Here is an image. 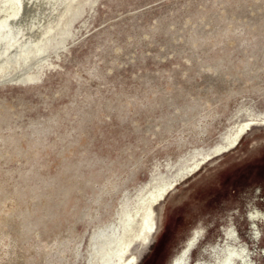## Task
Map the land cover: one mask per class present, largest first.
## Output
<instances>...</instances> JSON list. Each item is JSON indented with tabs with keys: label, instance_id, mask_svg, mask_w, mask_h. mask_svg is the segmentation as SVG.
Returning a JSON list of instances; mask_svg holds the SVG:
<instances>
[{
	"label": "rangeland",
	"instance_id": "374dc122",
	"mask_svg": "<svg viewBox=\"0 0 264 264\" xmlns=\"http://www.w3.org/2000/svg\"><path fill=\"white\" fill-rule=\"evenodd\" d=\"M56 1L0 61V264H164L200 220L246 239L264 211V0Z\"/></svg>",
	"mask_w": 264,
	"mask_h": 264
},
{
	"label": "bare ground",
	"instance_id": "6f19581e",
	"mask_svg": "<svg viewBox=\"0 0 264 264\" xmlns=\"http://www.w3.org/2000/svg\"><path fill=\"white\" fill-rule=\"evenodd\" d=\"M66 1L67 0L64 2ZM54 3L58 2L56 0L0 1V14H2V16H0V61L2 57L5 59L4 57L6 54V59L9 57L10 61H13L17 53L19 55L22 54L23 51L29 48L31 43L37 41L38 38L36 37L38 36V31L45 23V18L51 13ZM64 11L59 21L62 20L68 11L67 6ZM58 22L52 23L54 28L50 29L47 34L51 33L55 27H59L57 25ZM188 108H191V105ZM195 121L199 122L200 120ZM227 141L228 138L225 137V142L227 143ZM222 144L223 143L217 144L213 151L221 148ZM197 150L199 149L195 148L193 154L197 155L200 153V151L198 152ZM195 161L196 159L193 157L187 161V167H185V164L177 169V178L186 174L190 169V164L192 165ZM170 163L166 160L164 167L168 169L167 171H171L176 164L179 163V160L175 163ZM155 170L159 169L155 168ZM183 212L185 213V211ZM247 219V226L243 228V230H245L243 234L246 239L240 234L241 232L239 233L237 223L230 217L229 220L222 224L220 229L217 230V234H215L216 240L213 239L214 237L207 236L208 225L200 220L191 228L190 234L180 240L178 244L179 247L177 246L178 248L175 251V248L172 250L169 256H167L164 264H262L260 258L264 256V246H262V243H264V211L256 206H252L247 212ZM207 237L208 240L205 241ZM257 247L258 250L255 249Z\"/></svg>",
	"mask_w": 264,
	"mask_h": 264
}]
</instances>
